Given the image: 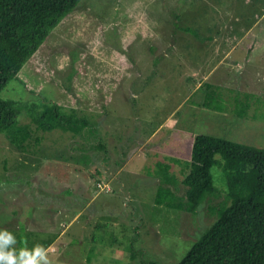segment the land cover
I'll return each instance as SVG.
<instances>
[{
	"label": "rangeland",
	"instance_id": "374dc122",
	"mask_svg": "<svg viewBox=\"0 0 264 264\" xmlns=\"http://www.w3.org/2000/svg\"><path fill=\"white\" fill-rule=\"evenodd\" d=\"M204 82L231 109L196 104ZM1 97L77 109L91 125L43 132L26 106L18 122L39 146L23 153L0 132V229L28 248L47 238L33 232L59 235L49 264H181L229 203L226 186L216 165L217 193L196 213L159 206L157 165L172 163L184 199L197 135L264 149V0H81Z\"/></svg>",
	"mask_w": 264,
	"mask_h": 264
},
{
	"label": "trees",
	"instance_id": "16d2710c",
	"mask_svg": "<svg viewBox=\"0 0 264 264\" xmlns=\"http://www.w3.org/2000/svg\"><path fill=\"white\" fill-rule=\"evenodd\" d=\"M80 2L0 0V132L6 133L11 144L23 153L30 150L32 139L36 141L35 148L40 142V138L34 136L36 129L18 122L20 111L26 106L32 124L43 132L61 129L79 134L91 125L87 116H82L77 109L66 111L55 103H27L22 107V101L1 97L8 83L18 77L51 31ZM181 29L201 38L190 27ZM201 92L202 99L196 101L201 108L217 112L231 109V105L222 104L226 99L220 85L204 82ZM243 95L247 100L253 97L249 93ZM237 99L241 104L240 95ZM217 156H221V160ZM184 165L188 171L182 181L186 186V196L181 199L171 187L177 185V178L171 173L172 163H158L157 175L162 183L155 198L157 205L196 213L209 196L217 193L213 174L216 165L221 169L229 203L213 209L217 214L216 220L195 241L181 264H264V149L201 134L195 137L192 154ZM102 173L101 169L97 170L100 176ZM13 233L17 240L15 247H23L19 231ZM30 235L47 236L37 241L46 249L59 237L56 234L51 240L49 232Z\"/></svg>",
	"mask_w": 264,
	"mask_h": 264
},
{
	"label": "clouds",
	"instance_id": "9594fccd",
	"mask_svg": "<svg viewBox=\"0 0 264 264\" xmlns=\"http://www.w3.org/2000/svg\"><path fill=\"white\" fill-rule=\"evenodd\" d=\"M16 236L12 231L0 229V264H49L47 249L39 244L31 248L15 247Z\"/></svg>",
	"mask_w": 264,
	"mask_h": 264
},
{
	"label": "crops",
	"instance_id": "0c3cea01",
	"mask_svg": "<svg viewBox=\"0 0 264 264\" xmlns=\"http://www.w3.org/2000/svg\"><path fill=\"white\" fill-rule=\"evenodd\" d=\"M228 55H230V54H228ZM228 55H227V56H228Z\"/></svg>",
	"mask_w": 264,
	"mask_h": 264
}]
</instances>
